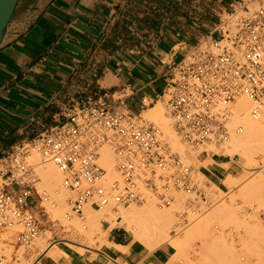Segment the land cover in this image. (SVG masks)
Listing matches in <instances>:
<instances>
[{
	"label": "crops",
	"instance_id": "0c3cea01",
	"mask_svg": "<svg viewBox=\"0 0 264 264\" xmlns=\"http://www.w3.org/2000/svg\"><path fill=\"white\" fill-rule=\"evenodd\" d=\"M252 2L18 0L0 46V160L73 108L140 116L162 100L185 49L214 36L225 14ZM199 162L214 193L234 189L248 171L222 154L204 152ZM111 223L101 220V244L80 250L72 241L50 240L30 264H175L171 245L149 249Z\"/></svg>",
	"mask_w": 264,
	"mask_h": 264
},
{
	"label": "built area",
	"instance_id": "2783aa9c",
	"mask_svg": "<svg viewBox=\"0 0 264 264\" xmlns=\"http://www.w3.org/2000/svg\"><path fill=\"white\" fill-rule=\"evenodd\" d=\"M214 34L185 49L165 90L175 134L191 148L223 144L231 134L242 133L241 125H232L233 104L241 97L250 101L253 119H264V6L225 14ZM64 116L35 138L15 143L0 160V230L16 229L19 245L29 246L40 229V209L29 202L38 180L33 153L63 174L61 187L73 194L67 200V220L80 216L86 204L96 210L110 202L128 206L142 198L143 190L150 191L159 206L173 202L172 192L189 195L178 213L183 224L205 202L192 168L170 151L156 126L98 105L73 108ZM106 143L113 145L119 175L109 184L99 163V150ZM40 198L54 207L48 194Z\"/></svg>",
	"mask_w": 264,
	"mask_h": 264
},
{
	"label": "rangeland",
	"instance_id": "374dc122",
	"mask_svg": "<svg viewBox=\"0 0 264 264\" xmlns=\"http://www.w3.org/2000/svg\"><path fill=\"white\" fill-rule=\"evenodd\" d=\"M259 5L264 6V0H261L259 2L254 0V2L248 4L249 8H253L252 6H254L255 8ZM161 101L163 103L159 101L162 108L160 111L161 115L159 119L151 118L148 115L153 105H149L148 108L145 109L140 116L135 117L134 119L137 120V122L139 123L151 124L159 128L160 131L162 132L163 140L168 145L170 151L177 153L182 158L183 162L192 168V172L194 173L197 182L201 180L200 183H202V186L204 185L205 179L204 177L199 175L197 171L200 165L199 156L202 155V153L204 152H207L208 154L215 153V154H222L224 156H227V158H230L231 161H233L240 168V170H248V171L246 172L245 176L242 179L237 181L235 188L231 189L227 193L223 192L222 194V191L221 193L220 191L218 193H214L213 187L209 189L204 185L203 189L205 190V202H202L198 205L201 208L197 206L195 207L196 214L189 215V221L185 224L179 222L178 213L184 209L187 200H189L190 197L184 195L182 192H176L175 194L174 192H172L175 197L174 201L176 202L177 200L176 202L177 204L176 203L174 204V202H172L173 204H171V206L170 205L159 206L153 194L148 190H143L142 198L139 201L131 203L128 206L125 207L115 206L110 202L112 205L110 203L109 205H111L110 209L113 216L111 214L109 215L103 212L102 216H104L105 214L106 215L104 216L105 218L102 217V219L107 221H113L110 224L111 227L120 226L132 236V239L140 242V240L134 238L133 236L134 234L128 226L129 224H127L126 221L122 220V217L118 215L120 209H122V207L123 209H130L131 207L141 208L142 206L146 205V203L148 202L146 201L147 198L149 199V201L151 200L150 202H153L154 206L157 207V209L159 210L167 209L168 207H174V205H177L178 207L172 210L173 219L169 226L168 231L170 235L173 234V236H177V238L179 237L181 241L184 240V245H186L185 246L186 253L185 252L184 253L186 254V256L184 257L185 254L180 255L178 251L179 248L178 243L176 244V242L175 243L172 242V244H170V242H165V244L171 245L173 247L174 252L176 253V254L174 253L173 256V260L175 264H208L209 263L207 261L208 259L206 260L203 258V257L206 258L208 255H210L203 253L205 252V249H203L205 247L203 245L205 241L204 233L201 232L202 234L201 233L198 234L199 232L198 231L197 232L198 235H197L196 232L186 233V231L198 225L200 221L208 217L210 214L211 217L210 216H209L210 218L208 217L209 220L206 221L205 226L207 225L208 231H213L215 234H217L218 231L224 237H226V239H224L226 242L225 245L226 247L228 246L227 243L230 245V242H232L233 246L235 245L234 248L241 247V249H243V247L247 245L248 249L247 246L244 247V249L246 248V250L248 251L251 249L252 254L249 255L252 256L251 258H249V260L247 257H245V260L249 261V263L246 262V264L260 263L261 257L264 261V151L255 149V147L253 146L254 144L251 145L248 144L237 149L235 148L231 149L232 147L230 145L232 144V139H233L232 137L233 136L238 137L243 132L240 134H231L229 141L223 144L207 143L202 145V147L200 146V148H191L187 146L184 142H182L174 132L175 130L173 127V121L166 112L165 95H163ZM247 101H248V111H249L251 103L248 99ZM233 107L235 108L234 104ZM258 120L260 122L262 121L261 123L264 125V119H258ZM243 121L244 119L242 118V116L237 119L233 118L232 125L233 126L241 125L242 128L244 129ZM169 130L171 131V133H173L172 135L170 134ZM99 153H100L99 163L106 170L105 178L107 177L106 178L107 181V179H109L110 177L109 172H111L110 171L111 167L109 168L107 167L108 165L106 166L103 165V163L100 160L101 157L107 153L108 160H110L113 166L112 169L115 170L113 145L111 143L104 144L100 148ZM32 160L35 164L33 167V172L35 176L38 178V180L35 184V192H33L34 194H32L31 198L29 199V202L31 204H38L37 207L40 209V212L38 214L40 230L37 238H35L29 246L19 245L15 241L16 229L0 230V256H3L2 264H30L32 259L35 257L36 248L44 249L46 246H48V241L50 240H69L74 242L79 247L80 250H82V248H85L86 246H95L96 244H101L104 238V230L102 224H101L102 229L95 228L92 230V237L89 239L85 234H83L85 229L78 228V226L85 228L84 223L86 217L85 216L86 205L83 207L82 214L80 216H72L69 220L65 219L64 214L69 211L67 200L72 198L73 194L69 190L63 189L61 187V180L63 178V174L57 170L56 166L52 162L49 161L42 162L38 154L33 153ZM48 163L54 166V168L57 170L59 175L58 185L60 186V190L62 191L63 194L62 196L65 197L64 203L61 206L59 200L57 199V196L51 193L50 187L44 184L43 181L42 170H44V168ZM202 178L204 179V181L202 180ZM117 179H119V176ZM113 180L115 179H111V181ZM111 181L110 180L109 182L107 181V184H109ZM209 192H213V193L210 194ZM42 193L48 194L50 196L51 201L54 203V207H50L48 203H46L45 201H43V199L40 198V196H42ZM215 208H219L221 209V211H219L216 214H212L211 212L215 211ZM201 209H204V212ZM114 211L117 213H115ZM201 211L203 212V214L201 213ZM94 213H102V210L100 211L96 210V212L94 211ZM212 215H217V216H212ZM116 217H120L122 222L121 221L118 223L115 222ZM73 220L78 225H76V223L73 224L72 222ZM49 221L55 224L54 227L50 226ZM70 221L72 223H70ZM79 221L84 222L83 223L84 225L83 224L79 225L80 224ZM39 240H42L40 244H38ZM143 244L145 245V243ZM145 246L149 248L147 244ZM200 249L204 250L202 252L204 255H202L201 253L202 250L200 251ZM242 251L240 253L244 254L245 251L244 252ZM237 253L239 254L238 251ZM248 253L249 252H247L246 254L247 256H249ZM244 256L241 255L240 256L241 259L244 258ZM245 260L242 259L241 261H245ZM257 260H259V262ZM262 264H264V262Z\"/></svg>",
	"mask_w": 264,
	"mask_h": 264
},
{
	"label": "bare ground",
	"instance_id": "6f19581e",
	"mask_svg": "<svg viewBox=\"0 0 264 264\" xmlns=\"http://www.w3.org/2000/svg\"><path fill=\"white\" fill-rule=\"evenodd\" d=\"M252 7L254 8V6H252ZM160 102H162V101H160ZM160 102L155 103L154 106L150 109V113L148 115L151 118H154V119L160 118V115H161L160 111L162 109ZM234 106H235V108L234 107L233 108L235 111V116L233 118L237 119V118L242 116V118L244 119V121H243L244 129L242 131L243 133L240 136H238V137L233 136L232 137L233 138L232 144L230 145L232 147L231 149H234V148L237 149V148H240V147L248 145V144H250V145L254 144L253 146L255 147V149L264 151V125L261 123L262 121L260 122L259 120H255L250 116L249 111H248V101L246 98L241 97V98L237 99L234 102ZM169 132L171 135L173 134V133H171L170 130H169ZM198 148H200V147H198ZM100 161L103 163V165H105V166L108 165L107 167H109V168L111 167L110 168L111 172L108 171L110 173V177H109V179H107V181L109 182V180L111 181V179H117L119 175L117 174V172L114 169H112L113 166H112L110 160H108V154L107 153L101 157ZM42 174H43L44 184L48 185L50 187L51 193L55 194L57 196V199L59 200V203L61 206L64 203L65 197L62 196L63 195L62 191L60 190V186L58 185V183H59L58 182V176L59 175H58L57 170L54 168V166L52 164L48 163L46 165V167L44 168V170H42ZM199 175H200V173H199ZM204 179L202 178L203 181H204ZM200 182H201V180L198 182V184ZM200 185L202 186V183H200ZM58 186H59V188H58ZM203 186H202V188H203ZM205 187H207V186H205ZM175 193L176 192H174V194ZM209 193L211 194L213 192H209ZM220 193H221V191H220ZM220 193H219V196H220ZM222 194H223V192H222ZM184 195L189 196L187 194H184ZM189 200H190V198H189ZM189 200H187V201H189ZM146 201H148L147 203L145 202L146 205L142 206L141 208L131 207L130 209H123V207H122V209H120V211L117 210V211H119L118 215L122 217V220L126 221V223L129 224L128 226L132 230V232L134 234V235L133 234L132 235L134 236V238L140 240V242L142 244L143 243H145V245L147 244V246L150 249H154L155 247H157L158 245H160L164 242H170V244H172V242L173 243L176 242V244L178 243V245H179L178 251H179L180 255H182V254L184 255L186 253V250H185L186 245H184V240L181 241V239L179 237L177 238V236H173V234L170 235L169 231H168L169 226H170L172 219H173L172 210L174 208H177L178 206L174 205V207H168L167 209L159 210V209H157V207L154 206L153 202H150L151 200L149 201V199L147 198ZM173 202L175 204L177 202V200H176V202L173 200ZM111 203L114 204L113 202H111ZM171 204H173V203H171ZM171 204H170V206H171ZM111 205L108 204V206L104 209V211L102 209V213H94V211L96 212V210L91 209L89 207V205L86 204V208H85V214H86L85 216L86 217L84 216L85 217V223L79 221L80 222L79 225H82L84 223L85 228L79 227V226H78V228L85 229L83 234H85L88 239L92 237V230L93 229H95V228L102 229L101 228V219H102V217H104L106 215L105 214L104 216H102L103 212L107 213L109 215L111 214L113 216V214L111 213V209H110ZM197 207H200V206H197ZM201 210L204 212V209H201ZM195 211H196V209H195ZM202 211H201V213L203 214ZM219 211H221V209L215 208V211H212L211 213L216 214ZM115 213H117V212H115ZM209 216L211 217V214ZM212 216H217V215H212ZM208 217H206L205 219L200 221L199 222L200 224L198 223V225H196L195 227L190 228L189 229L190 231L189 230L186 231V233L187 232L188 233L189 232H194V233L196 232V234H197L198 231H199L198 234L201 232L204 233V236H205L204 240L205 241H204V244L203 243L202 244L205 246L203 248V249H205V252H203L204 251L203 249H200V251L202 250L201 253L203 252L205 254H210V255H208L206 258L203 256H201V257H203L206 260L208 259L207 260L209 262L208 264H246V262L249 263V261L245 260V257H247L249 260V258H251V256H252V255H249V254H252V250L250 249L251 250V252H250V250L248 251V250H246V248L244 249V247L247 246L246 244H245L246 246H244V247L242 246L243 249H241V247L240 248H234L235 245L233 246L232 242H230V245L227 243L228 246L226 247L225 246L226 242L224 240V239H226V237H224L218 231H217V234H215L213 231L207 230V225L205 226V223L207 220H209L210 217L209 218ZM196 219H198V218H196ZM196 219H194V220H196ZM122 220H121V222H122ZM72 222H73V224L76 223V222H74V220ZM72 222L70 221V223H72ZM76 225H78V224L76 223ZM79 231H81V230H79ZM41 241L42 240H39L38 244H40ZM246 242H247V240H246ZM220 249H222V250H220ZM247 249H248V246H247ZM240 250L241 251L243 250L242 252L245 251V253L244 254L240 253L241 252ZM237 251L239 252V254L237 253ZM246 251L249 252L248 253L249 256L246 255L247 254ZM203 253H202V255H204ZM254 253H255V251H254ZM241 255L242 256L245 255L244 258H242L245 261H241L242 260L240 257ZM255 255H256V253H255ZM185 256H186V254L184 255V257ZM257 261L259 262V260H257ZM263 262L264 261L261 257L260 263H257V264H262Z\"/></svg>",
	"mask_w": 264,
	"mask_h": 264
},
{
	"label": "water",
	"instance_id": "95a60500",
	"mask_svg": "<svg viewBox=\"0 0 264 264\" xmlns=\"http://www.w3.org/2000/svg\"><path fill=\"white\" fill-rule=\"evenodd\" d=\"M18 0H0V46L6 36Z\"/></svg>",
	"mask_w": 264,
	"mask_h": 264
}]
</instances>
